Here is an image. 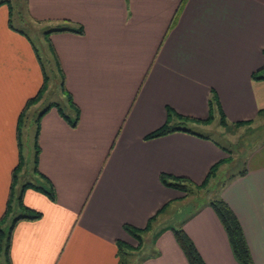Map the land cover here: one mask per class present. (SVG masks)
<instances>
[{"label":"crops","instance_id":"1","mask_svg":"<svg viewBox=\"0 0 264 264\" xmlns=\"http://www.w3.org/2000/svg\"><path fill=\"white\" fill-rule=\"evenodd\" d=\"M25 5L30 21L44 29L43 40L80 119L72 128L52 107L40 120L39 173L23 178V163L13 192L26 183L51 184L56 201L24 191L23 204L42 217L16 224L11 263L118 264L121 246L129 254L127 264L139 255V264H187L168 221L193 194L163 186L160 176L201 185L214 165L223 163L210 182L237 162L245 173L228 179L226 167L216 198L239 221L252 264H264V114L259 115L264 80L251 79L264 68V0H26ZM9 20L8 8L7 25L0 23V218L19 155L23 159L26 114L43 99L26 111L18 135L22 110L42 87V63L28 35L11 29ZM78 27L82 34L57 32ZM212 92L229 124L250 122L237 137L245 142L242 161L194 130H206L220 118L216 110L212 123H202ZM50 103L74 116L63 96ZM166 124L181 130L145 140ZM208 202L180 226L205 264H239ZM156 215L136 251L138 242L124 226L144 230Z\"/></svg>","mask_w":264,"mask_h":264},{"label":"trees","instance_id":"2","mask_svg":"<svg viewBox=\"0 0 264 264\" xmlns=\"http://www.w3.org/2000/svg\"><path fill=\"white\" fill-rule=\"evenodd\" d=\"M7 4L9 8V14L10 18L12 16V5L9 0H2L0 2L1 4ZM175 20V19H174ZM173 24V22H172ZM9 27L11 29L16 30L12 24H11V19L9 20ZM17 31V30H16ZM63 31H70V32H75L78 34H82L83 29L82 27H78L77 29H61L58 30L57 32H63ZM48 34V33H46ZM264 55V49L262 51ZM37 55V53H36ZM39 59V57H38ZM58 64V62H57ZM61 72V84L60 88L66 95L67 101L70 104V106L73 108L74 111V116L72 118L68 117L67 115L64 114V112L61 110L58 104L52 103L49 104L47 107H45L35 118L34 125H35V136H34V150H35V160H34V171L36 173L38 172V159H39V144H38V138H39V125H40V120L43 117V115L52 107H56L57 110L59 111L60 115L66 120V122L70 125L72 128H76L79 119H80V112L77 106L73 103L72 98L68 92H66L64 88V77ZM42 75H43V84L42 87L39 89L37 94L29 99L26 104L24 109L22 110V113L20 114V117L18 119V130L17 133L19 135V124L21 121L24 119V115L26 111L33 105H36L37 103L40 102V100L43 98V95L45 93V90L47 88V83H48V78L45 74V69L42 65ZM251 79L254 81H262L264 80V68L259 69L258 71L254 72L251 75ZM219 110L220 112V118H219V124L221 127L229 129V127H243L245 125L250 124V122L246 123H236V124H229L222 111L220 110L218 106V100L214 92H212L210 99H209V115L208 118L203 121L202 123L204 124H210L213 122L214 114L215 111ZM264 111H260L259 115H263ZM170 115V112L168 111V116ZM183 124V123H182ZM175 130H181L180 128H173L170 127L169 125H164L160 129L148 134L145 137V140H152V139H157L163 136H166L167 134L175 131ZM183 130V129H182ZM185 132L192 133L188 129H184ZM232 157L231 155L228 158V162H232ZM23 164V159L22 156L19 155V163L16 166V168L12 172V193H10L6 209L4 211L3 216L0 218V264H12L11 259H10V249H11V237H12V232L16 226V224L20 221H35L39 220L42 217V214L36 211H33L26 207L23 204V193L27 189H33L36 190L37 192H40L44 194L50 201L55 202L56 201V194L53 186L49 184V186H43L39 184H34V183H26L24 184L20 191L18 193L13 192L15 188V182L17 179V174L21 170ZM223 163L220 162L216 165H214L209 173L208 176L206 177L205 181L201 185H195L191 181L184 179V178H176L172 177L169 175L162 174L160 176V181L163 186L172 188L175 190H178L180 192H183L186 196L193 194L195 192H200L202 189H206L210 180L216 176L217 171L219 167ZM237 172V174H236ZM245 173V170H239V171H234L231 172L230 175L228 176V179H231L235 177V174L237 176H241ZM42 176V175H41ZM208 206L213 210L214 214L216 215L217 219L219 220L221 226L223 227L228 243L232 252V255L234 259L239 263V264H252V258L250 255V252L248 250L245 237L242 231V228L240 226L239 221L237 220L236 216L233 214L231 209L228 207V205L220 198H213L210 199L208 202ZM165 207L161 209V211L157 214H161L164 211ZM157 215L154 216L150 221L148 222L147 227L144 230H137L134 228H131L129 226H124V231L129 234L132 238H134L138 242V247L136 248L137 250H140L141 245H142V239H141V234L144 232H147L149 228L151 227V224L156 220ZM4 227V228H3ZM173 237L182 251L187 264H205L203 259L201 258L200 254L198 253L195 245L193 244L192 240L188 237V235L185 233L183 228L181 226L179 227H173L171 228ZM118 256V264H127L128 263V258L129 254L125 250H123L120 246L117 252Z\"/></svg>","mask_w":264,"mask_h":264},{"label":"rangeland","instance_id":"3","mask_svg":"<svg viewBox=\"0 0 264 264\" xmlns=\"http://www.w3.org/2000/svg\"><path fill=\"white\" fill-rule=\"evenodd\" d=\"M1 1L2 0H0V2ZM9 1L12 5V16L10 18L11 24L15 28L22 30V32L28 35L30 44L34 48H36L37 54L45 69V74L48 78L47 88L43 95L42 101L39 104H37V106L32 107L27 112L21 131V145H22V155H23V163H24L23 172L27 174L23 176V178H25L26 176L28 177L31 176L34 170L35 118L37 114L41 110H43V108L49 102L57 101V100L59 101L60 97L63 96L64 98H66V95L62 92L63 95L61 96V91H62L60 88L61 77L59 75V72L57 71L54 58L50 56L47 49V45L43 40V36L41 33L44 31V29L41 31L40 26L33 24V22L30 21L28 14L26 12V5H25L26 0H9ZM7 22H8V5L4 3L0 5V23H5L7 25ZM42 76L43 75H41V80H42ZM244 127L245 126L237 128V130H239L238 132L239 134L237 132L232 134V131L229 129L233 127H229V129L226 128L224 129L219 124V119H215V121L211 124L210 128L203 130L202 128L195 127L194 130L196 132L208 135L211 139L225 146L226 149L231 151L233 157L237 156V158L240 159V161H242L244 160L247 153L243 148V146L245 147L244 145L245 142H243L244 139L239 141L237 137L244 132L243 129L240 130V128H244ZM236 151L238 155L235 154ZM226 167L229 172L228 174L234 171H238L241 168V166L237 162H235V164L232 167L231 165ZM225 168L221 170L219 175L220 177L218 179H216L215 181L213 180L209 183L205 191L193 193L192 198H189L188 201L185 202L184 204L178 205L176 214L170 217L168 221L173 227L176 228L180 226L181 222H183L189 216L190 212L194 208L204 204L210 199L216 198L217 194L219 193L218 187L220 186V183L224 180L221 178ZM23 178H20V181H22ZM145 245L148 246L147 244ZM141 257L142 256L140 255L133 257L129 264H139ZM0 262H2V260H0Z\"/></svg>","mask_w":264,"mask_h":264}]
</instances>
